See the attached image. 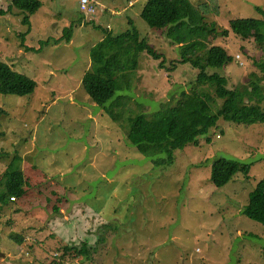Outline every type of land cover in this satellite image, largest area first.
I'll list each match as a JSON object with an SVG mask.
<instances>
[{
  "label": "rangeland",
  "instance_id": "rangeland-1",
  "mask_svg": "<svg viewBox=\"0 0 264 264\" xmlns=\"http://www.w3.org/2000/svg\"><path fill=\"white\" fill-rule=\"evenodd\" d=\"M12 1L0 0V61L37 87L22 97L0 91V193L11 172L27 181L24 198L0 204V264H264V227L243 215L264 180V122L220 119L197 145L176 150L173 165H155L126 140L127 118L159 111L189 91L197 73L186 64L173 68L179 47L140 19L147 0H95L96 14L84 18L79 0H38L33 16L9 12ZM188 1L226 30L232 21L259 20L257 8L264 12V0ZM128 21L160 59L138 57L131 88L106 104L123 95L109 115L81 79L103 32L117 36ZM65 31L71 42L56 44ZM216 45L235 57L219 70L231 88L261 76L253 62L262 55L250 42L230 34ZM220 158L248 164L249 176L216 189L212 166ZM82 243L93 250L88 257L62 256L65 246Z\"/></svg>",
  "mask_w": 264,
  "mask_h": 264
},
{
  "label": "trees",
  "instance_id": "trees-1",
  "mask_svg": "<svg viewBox=\"0 0 264 264\" xmlns=\"http://www.w3.org/2000/svg\"><path fill=\"white\" fill-rule=\"evenodd\" d=\"M41 8L42 3L38 0H13L8 11L16 9L33 16ZM255 11L259 20L232 21L226 30L216 23H209L188 0H147L140 19L149 29L164 32L171 44L179 47L180 59L177 62L172 60V65H175L173 68L176 69L178 63L186 64L196 71L197 76L195 85L189 91H182L175 100L161 103L159 111L152 114L136 113L127 118L126 140L140 155L150 158L155 165L171 166L176 150H183L189 144L197 145L199 138L217 127L220 119L236 124L264 122V89L260 85L264 83V12L259 8ZM81 16L84 18V15ZM23 23L28 26L29 18L26 17ZM132 24V21H128L129 29L117 36L110 31L103 32V41L89 51L90 67L81 79V86L87 96L93 103L104 107L109 115H113L123 95L110 105L106 104L117 91L130 90V75L138 69V57L144 54L148 58L160 59V55L141 39ZM70 32L73 33L71 29ZM230 34L242 42H250L253 50L262 55L261 60L253 62L261 76L251 73L249 84L235 88H231L228 78L219 72L235 57L229 56L224 48L216 45ZM69 36L68 33L67 39L62 37L55 43L65 40L68 44L71 41ZM241 50L246 55V50ZM25 51L39 52L27 48ZM164 64L165 61H162L160 67H164ZM36 87V81L15 72L0 61V91L3 94L27 96L33 94ZM249 169L248 164L236 160L217 159L212 166L211 182L216 189H222L239 173L248 177ZM26 185L22 171L9 173L5 193H0V204L7 206L12 199L24 198ZM243 215L264 227V180L249 193ZM15 241L22 244L23 239L17 238ZM91 251L82 243L80 247L65 246L62 256L73 253L88 257ZM57 262L54 260L55 264H61Z\"/></svg>",
  "mask_w": 264,
  "mask_h": 264
},
{
  "label": "built area",
  "instance_id": "built-area-1",
  "mask_svg": "<svg viewBox=\"0 0 264 264\" xmlns=\"http://www.w3.org/2000/svg\"><path fill=\"white\" fill-rule=\"evenodd\" d=\"M78 11L84 16H92L96 14V4L90 0H79Z\"/></svg>",
  "mask_w": 264,
  "mask_h": 264
},
{
  "label": "crops",
  "instance_id": "crops-1",
  "mask_svg": "<svg viewBox=\"0 0 264 264\" xmlns=\"http://www.w3.org/2000/svg\"><path fill=\"white\" fill-rule=\"evenodd\" d=\"M91 1H93V3H95V4H97L95 0H91ZM131 4H132V3H131ZM129 5H130V4H129ZM77 11H78V9H77ZM78 13H79V11H78ZM79 14H80V13H79ZM80 19H81V17L79 16V19L77 20V22H78V23H80V26H79V28H82V27H84V26H85V24H84V25H82V23L80 22ZM103 39H104V35H103V36L100 38V41H99V43H100V42H102V41H103ZM70 42H71V41H70ZM70 42H69V43H70ZM95 46H96V45H95ZM88 62L90 63V60H89ZM88 67H89V64H88V66H87V69H88ZM87 69H86V70H87Z\"/></svg>",
  "mask_w": 264,
  "mask_h": 264
}]
</instances>
